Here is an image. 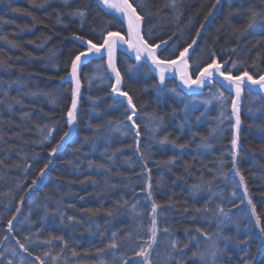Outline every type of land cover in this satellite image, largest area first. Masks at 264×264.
Wrapping results in <instances>:
<instances>
[{
	"label": "trees",
	"instance_id": "trees-1",
	"mask_svg": "<svg viewBox=\"0 0 264 264\" xmlns=\"http://www.w3.org/2000/svg\"><path fill=\"white\" fill-rule=\"evenodd\" d=\"M141 2L145 7H137V11L145 16L144 32L153 29V43L168 41L162 55L174 47L177 55L196 39L190 53L192 67L197 61L200 66L210 63L214 52L218 62H228L226 70L233 75L245 69L257 76L264 73V0H220L211 16L208 12L216 0H178L175 10L165 7L170 0H137V4ZM42 3L44 0H0V264H40L36 257L44 264H141L143 258L135 252L146 246L150 236L153 202L159 207L157 242L155 251H150L152 264H176L177 260L180 264H205L201 253L211 264L213 241L221 238H227L228 244L221 240L223 252L217 255L216 264H243L241 257L247 264H264V234L260 230L264 228V94L244 90L233 169V127L220 122L214 102L210 106L204 103V95L211 90L218 93V86L212 84L203 94L185 95L183 100L171 92L158 94L156 78L147 67L140 64L129 70V65L136 64L119 54L122 89L133 97L137 108L133 117L141 133L137 152L136 130L129 131L131 122L125 115L126 110L128 114L131 111L121 98L124 107L112 106L110 84L92 78L94 69L103 73L104 60H92L82 68L72 135L49 157L67 131L71 84L61 78L67 75L75 54L84 50L75 36L95 41L102 30L124 32V26L94 0H68L67 4L48 0L39 7ZM76 9L86 11L83 20L69 15ZM253 10L260 15L249 28ZM100 63L103 67L98 69ZM173 87L174 80L168 79L165 88ZM223 93L228 107L231 94ZM194 99L201 102L190 103L184 110L185 103ZM159 117L163 118L162 127L152 139L150 129L160 123ZM45 124L54 131L50 141L41 143L36 126ZM181 124H185L183 131ZM214 128L216 132L209 135ZM165 134L177 145L188 147L160 145L158 140ZM201 136L208 137L210 147H198ZM172 158L173 163L167 164ZM49 160L52 163L40 177V169ZM236 170L244 177L261 217L259 227L250 216L247 200L241 203L243 188ZM196 184L203 187L194 190ZM123 201L127 205L117 207ZM85 209L100 211L93 216ZM13 215L14 230L9 232L8 220ZM68 216L79 223L68 221ZM164 228L169 232H163ZM113 232H117L116 249L107 247ZM170 239L183 250L182 259L179 251L171 249ZM17 240L30 249L31 256L21 251ZM46 240L52 243H42ZM241 240L247 243L240 244ZM169 251L174 259L167 256Z\"/></svg>",
	"mask_w": 264,
	"mask_h": 264
},
{
	"label": "snow or ice",
	"instance_id": "snow-or-ice-1",
	"mask_svg": "<svg viewBox=\"0 0 264 264\" xmlns=\"http://www.w3.org/2000/svg\"><path fill=\"white\" fill-rule=\"evenodd\" d=\"M98 4L103 5L104 9L108 11L109 14L112 15L113 19H116L120 21L122 24H126L127 31L124 35L121 34V31H110V30H102L100 33V38L97 40L93 39H86L83 36H75V39L80 41L81 46L85 48L84 51H80L71 59L70 65L68 66L67 76L62 77L61 79H67L70 81L71 84V104L70 107L67 109V123L69 125V130L64 132V134L60 137L59 141H57L56 145L51 148L49 151V157L55 156L58 149L63 147V145L67 142L68 138L72 135V129L76 124L77 115H78V100L81 94V79H80V70L82 65L85 62H91L92 60H105L106 59V68H104L103 73L98 77L103 83L110 84L111 94L113 95V105L112 106H119L124 107L123 101L119 100L118 98L123 97L124 100L127 101V109L131 110V114H128L126 110V119L131 122V131L132 129H135V137L137 141V152H140V141L139 137L141 135L139 131V125L135 122L133 117L135 116L137 112L136 105L133 103V97L129 94L128 91L122 89V83H123V75L121 73V70L118 68L116 63V53L118 50H123L126 55L131 56L134 54V59L137 62V65H129V70H131L132 67L138 66L139 64H145L148 65L150 70L155 73V75L158 77V84L154 85V87L157 88L158 94H163L165 91L174 93L179 99L183 100L185 93L182 91H178L176 87H173L171 89L165 88L166 80L169 78V76L178 78L180 81V84L184 86L185 89L189 90V93L192 92V90L195 89H203L206 85H212L216 84L218 95L212 96L213 100L220 101L221 106V123L223 119H227V100L228 98L224 96L223 91L221 89L225 88L227 86L229 91L234 92V96L231 97V116L234 117L235 123L232 125L233 127V137L231 140L232 145V167L233 169H236L237 164V149H238V132L239 127L241 124L240 119V102L242 97V92L244 90L245 86H249V93L251 94L253 91V88L251 86H255V88L261 92L264 93V73L258 74H250L247 69L242 71L239 75H233L230 70H226L227 61L224 62L222 65L220 62H218V59L216 57V54L213 52L210 55V63H206L203 66H200V62L197 61L195 67H192L190 65L189 61L191 59L190 56V49L193 48V45L196 44V39H193L192 43L188 44L186 47L183 48L182 51L179 52V55L177 56L175 54V47L173 48V51L162 55L164 53L165 48L168 44V41L161 40L160 43H153L151 40V33L153 29H148L147 32H144L142 28V23L145 20V16L142 15L140 12L137 11V7H140L143 9L145 5L141 2L137 4V0H97ZM44 3H48V0H44ZM44 3L38 5L39 7H43ZM64 3L67 4L68 0H64ZM220 3V0H216V3L213 4L212 8L209 9L208 16L212 15L213 9L217 7V5ZM136 5V6H134ZM165 7H170L172 9H176L178 7V0H170V3L166 4ZM19 11V9H17ZM72 17H79L81 20L86 16V11L83 9H76L69 13ZM260 15L256 11L251 12V22L249 23L248 27L251 28L253 24L256 21L257 16ZM208 16L205 17V19H208ZM60 14H58L57 19L59 22ZM203 27V25H201ZM200 30H197V36H199ZM124 45H127V48H123ZM16 45L13 44V47ZM232 51H236L235 48L232 49ZM259 59V57L257 58ZM256 62H253V65L255 66ZM102 65H97V68H102ZM233 67H236L235 63H233ZM195 76V78H193ZM95 78V77H94ZM222 78V79H219ZM46 95H51L50 93ZM55 102V101H54ZM210 101L205 100L204 103L208 104ZM190 103H194V101H189L188 103H185L184 110H187ZM203 115V113H201ZM153 118L150 117V120ZM160 123H155V126L150 129L151 132V138L155 139L157 136V133L161 130L162 127V121L163 118L159 117L157 118ZM200 117H197V120H199ZM19 127V126H17ZM181 131L185 128V124H181L180 126ZM37 131L39 132L40 136L42 137L41 143L43 141H50L54 127H49L47 124L45 125H37L36 126ZM119 131V129H116ZM189 130H191L189 128ZM217 129H212L209 133V135H212L216 132ZM96 131H99V128L96 129ZM195 135V133L193 134ZM88 137H85V142L88 141ZM35 143V141H34ZM158 143L160 145L164 144H172L174 147H180L181 149L188 147L187 144H176L175 139H169V134H165L162 138L158 140ZM198 147L208 148L210 147V144L208 142L207 136H201V144L198 145ZM79 151V149H77ZM141 158L143 159V154L141 153ZM111 159V157H109ZM173 159H169L166 163L172 164ZM2 163V162H0ZM52 163V160H49L48 163L44 165L43 168L40 169L39 176L43 177L46 174V169L49 168V165ZM91 165V162H90ZM99 167H103V165H100ZM146 167V165H145ZM150 173V170H148ZM236 175L240 176V186L243 188V199L241 200V203H243V200H247V204L250 207V216L251 218H254L256 220L257 227L260 226L261 217L257 214L256 205L253 203L250 195L249 190L245 184L244 177L240 174L239 170H236ZM150 179V177H149ZM37 183V180L34 179L32 181V184L35 185ZM203 187V185L196 184L193 186L194 190H200ZM148 191V198L151 199L152 193L150 191L151 189V183L147 185ZM233 196H236V193L233 192ZM23 199V198H22ZM127 201H123V204H118L117 207H122L127 205ZM158 204L156 202H153L151 205V222L150 227L148 228V232L150 233V236L148 238V241L146 242V246H140L139 250L135 252V256L141 257L142 262L141 264H152V259L150 256V249L152 251H155L153 249V244L157 242V234H158V227H157V209ZM132 209L135 212L136 205H132ZM207 210V209H206ZM86 212L89 214L95 216L99 213L100 209H85ZM16 212H20V208H16ZM220 213L224 214V210L221 208ZM109 216L113 215L112 211H108L107 213ZM63 218V214H60ZM136 215H139V213H136ZM247 215V214H246ZM16 219V216L13 215L12 219L8 220V231L12 232L13 229V221ZM68 221H75L79 223V221H76V218L73 216L67 217ZM230 219V217H229ZM261 233L264 234V228H261ZM39 229H37V236L39 235ZM199 232L200 230L197 229ZM163 232L168 233L169 229L164 228ZM129 239H132V234H127ZM7 239V237H5ZM28 237H25V240H28ZM53 239L56 240H62V237H53ZM221 240L227 246L228 240L227 238H221L217 241H213L212 244V251L209 253L211 256V264H216L217 255L219 253L223 252V249L220 248V242ZM170 247L172 250L179 251L181 253V259L183 255V250L178 249V242L174 239H170ZM44 244L50 245L52 243V240H46L42 241ZM240 244H246L247 240H241L239 241ZM17 244L19 245L21 251L27 253L29 256L32 255V252L30 249L25 245L22 244L19 240H17ZM188 245L185 244L184 247L186 248ZM111 249H116L118 247L117 243V232L112 233V239L110 244L107 246ZM102 251V249L100 250ZM15 251H13V255H15ZM167 256L170 259H174L173 252L169 251L166 253ZM45 256L48 255V253L44 254ZM75 255V253H73ZM195 256L196 253H193ZM201 259L205 260V264H207V259L204 256L203 253L200 254ZM36 260L40 261V264H44L43 260H40L39 257L35 258ZM53 260L56 259V257H52ZM241 261L243 264H247V261L244 260V257H241ZM11 264V261L9 262ZM127 264V262H125ZM176 264H180V261L177 260Z\"/></svg>",
	"mask_w": 264,
	"mask_h": 264
},
{
	"label": "water",
	"instance_id": "water-1",
	"mask_svg": "<svg viewBox=\"0 0 264 264\" xmlns=\"http://www.w3.org/2000/svg\"><path fill=\"white\" fill-rule=\"evenodd\" d=\"M94 2L95 3H97L98 4V2H97V0H94ZM103 10H105L104 9V7H103V5H100V4H98ZM107 11V10H106ZM124 25V27H125V33H126V31H127V26H126V24H123ZM122 34V33H121ZM122 35H124V34H122ZM78 41V40H77ZM79 43H80V41H78ZM81 44V43H80ZM123 48H127V45H124L123 46ZM191 50V49H190ZM118 51H121V52H123L124 53V51L123 50H118ZM117 51V52H118ZM125 54V53H124ZM116 55H117V53H116ZM131 60H133L135 63H137L136 61H135V59H134V54H132L131 56H129V55H127ZM87 63H89V62H85L83 65H82V67H81V70H80V73H79V75L81 76V72H82V68H83V66L84 65H86ZM116 63H117V59H116ZM223 65V64H222ZM105 66H106V59H105ZM147 67H148V69L150 70V68H149V66L148 65H146ZM150 72L155 76V78H156V80H157V82H158V77L155 75V73L153 72V71H151L150 70ZM67 76V75H66ZM65 76V77H66ZM169 78H173L174 80H175V84H176V86H177V88L180 90V91H182L183 93H185V94H187V95H190V94H201L202 92H203V89L206 87V86H208V85H206L203 89H193L192 90V92L191 93H189V90L188 89H185L184 88V86L182 85V84H180V81H179V79L178 78H175V77H172V76H169ZM168 78V79H169ZM193 78H195V77H193ZM256 78H258V76L256 77ZM219 79H222V78H219ZM63 81H68V82H70L69 80H67V79H63ZM252 88H253V91H255V92H259L256 88H255V86H251ZM225 91H227V92H229V93H231L232 94V96H234V92H232V91H229L228 90V88H227V86H225V88H223ZM244 89H249V86H245L244 87ZM260 94H263V93H261V92H259ZM110 94H111V90H110ZM111 96L113 97V95L111 94ZM242 96H243V92H242ZM120 98H122L123 100H124V98L123 97H120ZM79 99H80V97H79ZM125 101V103L127 104V101L126 100H124ZM241 101H242V97H241ZM78 104H79V100H78ZM240 107H241V102H240ZM130 110V109H129ZM231 110V109H230ZM65 118H66V120H67V116H65ZM231 121H232V123L234 124L235 123V119H234V117H232L231 116ZM74 128H75V126L73 127V129H72V132H73V130H74ZM240 128V127H239ZM69 130V125H68V123H67V131Z\"/></svg>",
	"mask_w": 264,
	"mask_h": 264
},
{
	"label": "rangeland",
	"instance_id": "rangeland-1",
	"mask_svg": "<svg viewBox=\"0 0 264 264\" xmlns=\"http://www.w3.org/2000/svg\"><path fill=\"white\" fill-rule=\"evenodd\" d=\"M104 63V62H103ZM98 65V64H97ZM100 65H101V63H100ZM103 65V64H102ZM97 70V69H96ZM98 75H100V73H96V71H95V69L93 70V75H92V78L93 79H96V78H98ZM95 77V78H94ZM164 93H168V91H165ZM214 95H218V93H216V92H214L213 90H211V91H209V92H207L204 96H205V99H204V101L205 100H208V101H210V102H214L218 107H219V112H220V114H221V111H222V109H221V106H220V101H218V100H213L212 99V96H214ZM225 96V95H224ZM226 97V96H225ZM203 98V97H202ZM194 102H201V99H198V100H196V99H194ZM210 102L208 103V104H206V105H208V106H210ZM230 104V103H229ZM229 108H230V106H228L227 108H226V112H227V116H228V118L227 119H223L226 123H227V126L228 127H230V128H232V126H231V123H230V111H229ZM234 173H235V171H234ZM150 251H151V249H150Z\"/></svg>",
	"mask_w": 264,
	"mask_h": 264
},
{
	"label": "bare ground",
	"instance_id": "bare-ground-1",
	"mask_svg": "<svg viewBox=\"0 0 264 264\" xmlns=\"http://www.w3.org/2000/svg\"><path fill=\"white\" fill-rule=\"evenodd\" d=\"M131 2V1H130ZM193 49V48H192ZM192 49L190 50V53H191V51H192ZM120 53H122L121 51H118L117 52V55H116V58L118 57V54H120ZM179 55V53L177 54V56ZM221 64H224V63H221ZM125 102V101H124ZM126 104V103H125Z\"/></svg>",
	"mask_w": 264,
	"mask_h": 264
}]
</instances>
